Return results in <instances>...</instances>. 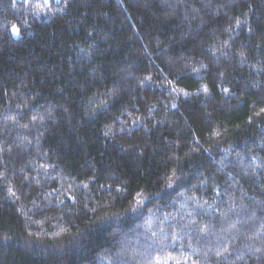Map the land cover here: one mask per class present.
Masks as SVG:
<instances>
[{"label":"trees","instance_id":"trees-1","mask_svg":"<svg viewBox=\"0 0 264 264\" xmlns=\"http://www.w3.org/2000/svg\"><path fill=\"white\" fill-rule=\"evenodd\" d=\"M0 264H264V0H0Z\"/></svg>","mask_w":264,"mask_h":264},{"label":"rangeland","instance_id":"rangeland-1","mask_svg":"<svg viewBox=\"0 0 264 264\" xmlns=\"http://www.w3.org/2000/svg\"><path fill=\"white\" fill-rule=\"evenodd\" d=\"M14 28L17 29L16 27H13V28H12V33L16 36V35H18V32H14V31H13ZM17 30H18V29H17Z\"/></svg>","mask_w":264,"mask_h":264},{"label":"snow or ice","instance_id":"snow-or-ice-1","mask_svg":"<svg viewBox=\"0 0 264 264\" xmlns=\"http://www.w3.org/2000/svg\"><path fill=\"white\" fill-rule=\"evenodd\" d=\"M13 31H14V32H18V30H17V29H15V28L13 29Z\"/></svg>","mask_w":264,"mask_h":264}]
</instances>
